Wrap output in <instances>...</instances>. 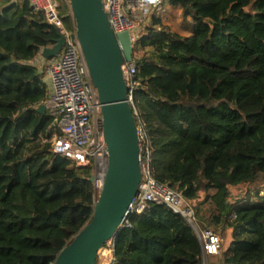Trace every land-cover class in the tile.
Listing matches in <instances>:
<instances>
[{"label":"trees","instance_id":"trees-1","mask_svg":"<svg viewBox=\"0 0 264 264\" xmlns=\"http://www.w3.org/2000/svg\"><path fill=\"white\" fill-rule=\"evenodd\" d=\"M167 1L190 32L152 16L132 52L152 174L228 238L207 264H264V0ZM58 35L28 0H0V264H54L93 213L92 167L53 152V117L37 111L48 87L35 61ZM130 221L115 264H202L198 237L167 205Z\"/></svg>","mask_w":264,"mask_h":264},{"label":"built area","instance_id":"built-area-1","mask_svg":"<svg viewBox=\"0 0 264 264\" xmlns=\"http://www.w3.org/2000/svg\"><path fill=\"white\" fill-rule=\"evenodd\" d=\"M66 1L69 5L68 0ZM28 2L35 11H41L45 21L65 37V44L57 59L45 60L42 65L35 61L37 67L44 72V76L49 78L52 87L44 102L49 114L56 121L50 137L52 150L73 160L77 167H92L96 196L104 181L108 148L103 132L101 104L91 84L80 44L75 36V22L70 6L69 14L72 22L71 27L68 28L59 12L57 0H28ZM101 2L112 32L116 35L128 31L130 40L134 44L139 37L141 23L149 16L151 7L158 5L161 0H101ZM137 71L138 67L133 59L122 64L127 101L133 115H137L133 104V92L140 85ZM136 125L141 177L137 191L118 225L119 229H129L131 216L143 214L151 203L165 204L179 213L192 227L201 244L202 264H207L208 256L218 253L221 243L219 235L212 229L202 228L197 224L194 209L179 191L154 178L150 166L148 136L141 122ZM114 251L113 236L103 244L98 257H103L104 264H115Z\"/></svg>","mask_w":264,"mask_h":264},{"label":"water","instance_id":"water-1","mask_svg":"<svg viewBox=\"0 0 264 264\" xmlns=\"http://www.w3.org/2000/svg\"><path fill=\"white\" fill-rule=\"evenodd\" d=\"M75 22V36L80 44L92 86L101 104L103 132L108 148V163L102 187L95 196L89 221L58 253L54 264H96L99 250L111 237L123 230L118 225L137 191L141 177L139 138L122 64L133 59V44L128 31L114 34L101 0H68ZM64 35L41 51L45 59L59 55ZM45 104L37 107L44 113ZM56 121L53 120L50 128ZM94 182V177L91 176Z\"/></svg>","mask_w":264,"mask_h":264},{"label":"rangeland","instance_id":"rangeland-1","mask_svg":"<svg viewBox=\"0 0 264 264\" xmlns=\"http://www.w3.org/2000/svg\"><path fill=\"white\" fill-rule=\"evenodd\" d=\"M152 16L159 17L161 22L164 25H166L167 27H169L173 31H176L182 35H187L191 30L189 18H184L182 16L180 8L176 7V6H171L167 0H161V2L158 5L151 7V9L149 11V16L146 18L145 21H143L141 23L139 31H138L139 36L144 32L147 25H149L151 23ZM54 58L57 59L58 56H56ZM133 58H134V60H136V62H138L140 59V55L133 54ZM46 60L48 61L49 59H46ZM46 111H48V113H49L48 109ZM98 193L96 192V196ZM260 195H262V192H260ZM241 196H242V193L233 192L232 198L235 199L236 197H241ZM227 242H228V238L226 237L221 242V247L225 246L227 244ZM216 257H217V255H214L212 257H208L207 262L208 261L211 262V261L215 260ZM96 264H104L103 257H98Z\"/></svg>","mask_w":264,"mask_h":264},{"label":"crops","instance_id":"crops-1","mask_svg":"<svg viewBox=\"0 0 264 264\" xmlns=\"http://www.w3.org/2000/svg\"><path fill=\"white\" fill-rule=\"evenodd\" d=\"M45 58L44 57H42V55L40 56V57H38L37 59H36V62L38 63V64H44V62H45ZM44 80H45V82H46V84H47V87H48V95L50 94V92H51V89H52V87H51V82H50V80H49V78L47 77V76H44ZM210 257H212V256H210Z\"/></svg>","mask_w":264,"mask_h":264}]
</instances>
